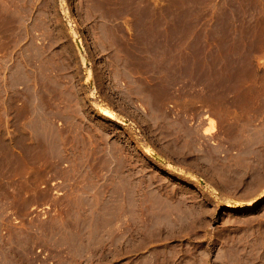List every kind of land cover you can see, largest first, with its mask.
<instances>
[{
    "label": "rangeland",
    "instance_id": "374dc122",
    "mask_svg": "<svg viewBox=\"0 0 264 264\" xmlns=\"http://www.w3.org/2000/svg\"><path fill=\"white\" fill-rule=\"evenodd\" d=\"M28 164L0 264H264V0H0V177Z\"/></svg>",
    "mask_w": 264,
    "mask_h": 264
},
{
    "label": "crops",
    "instance_id": "0c3cea01",
    "mask_svg": "<svg viewBox=\"0 0 264 264\" xmlns=\"http://www.w3.org/2000/svg\"><path fill=\"white\" fill-rule=\"evenodd\" d=\"M123 19V18H122ZM4 151L9 153V143L4 142ZM16 156H19L18 154L14 153ZM32 170H34V166L31 164H28L24 167V173L20 176L21 182H24L27 187H18L16 186V177H12V175H9V173H5L0 177V244L7 247V244L9 243V234L7 227L9 224H12V226L16 228H21L24 225H26V222L17 223L21 219V214H25L27 211H19L18 207L13 204L14 199H21L24 200V205H29V203H33V191L37 190L38 193L41 192H50L48 189H41L38 183L35 182V180L32 178ZM46 178L51 181L54 180V177L52 176V173L50 171L46 172ZM54 192V189L52 190ZM48 201L51 200V195L47 199ZM27 207V206H25ZM28 223V222H27ZM28 225V224H27Z\"/></svg>",
    "mask_w": 264,
    "mask_h": 264
},
{
    "label": "built area",
    "instance_id": "2783aa9c",
    "mask_svg": "<svg viewBox=\"0 0 264 264\" xmlns=\"http://www.w3.org/2000/svg\"><path fill=\"white\" fill-rule=\"evenodd\" d=\"M54 183H55V180H52L51 185H53ZM55 191H56V189L54 188V192ZM33 208H34V213H40L42 215H46L47 210L49 208V205L46 204V205H42V206H33ZM37 250L39 251L40 249H37ZM44 255H45V253H42V256H44Z\"/></svg>",
    "mask_w": 264,
    "mask_h": 264
},
{
    "label": "bare ground",
    "instance_id": "6f19581e",
    "mask_svg": "<svg viewBox=\"0 0 264 264\" xmlns=\"http://www.w3.org/2000/svg\"><path fill=\"white\" fill-rule=\"evenodd\" d=\"M101 112L108 115L112 119H117V117L113 114V112L107 110L106 108H101ZM261 198H257L253 201V204H257L260 201Z\"/></svg>",
    "mask_w": 264,
    "mask_h": 264
}]
</instances>
